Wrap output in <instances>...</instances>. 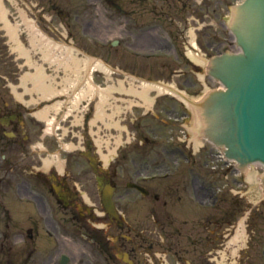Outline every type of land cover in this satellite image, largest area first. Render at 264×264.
<instances>
[{"label": "rangeland", "instance_id": "rangeland-1", "mask_svg": "<svg viewBox=\"0 0 264 264\" xmlns=\"http://www.w3.org/2000/svg\"><path fill=\"white\" fill-rule=\"evenodd\" d=\"M4 1L7 7V19L11 24L17 26L18 39L27 49V54H22L19 49L14 47L3 27L4 23L0 21V86L5 85L2 88L6 91L11 102L22 99L23 103L35 110V113L55 101L62 102L57 111L50 109L47 113L48 117L54 116L56 128L53 134L40 139L41 150L47 151L42 154V157H47L58 151L62 153L71 150L78 151L87 140L91 141L92 151L101 154L100 157L117 153V163L123 162L124 169L118 179L120 184L118 192L122 194L120 200L123 204L122 207L125 208L123 211L126 219L128 218L131 222L136 221L137 226L145 231H148V227L152 224L156 230L159 227L156 218L162 217L165 209L160 204L162 200L168 199L167 208L172 212L176 226L179 222H183L182 230L218 231L223 234L221 242H225V246L220 245L219 247V264H264V194L262 189L251 187L253 182H250L246 177L248 183L245 180V184L241 182L239 187L241 192L234 193L233 191L237 187L230 173L226 178L224 174L217 171L214 177L209 164H197L196 167L194 165V169L190 168V165L186 164L184 160L183 150L186 151V147H178L173 143L168 144L164 139L170 126L156 124L161 121L155 118L164 119L166 113L172 112V110L159 111L162 106L166 105L163 104L166 98L159 96L153 112L147 113L143 118L139 116L142 111L152 107L156 92L151 91V98H143L139 94L142 90L140 80L145 78L151 81H162L165 79L182 88L185 81L193 82L194 76L191 74L175 75L173 73L174 64L168 60L170 56L167 58L162 56L161 60L135 57L132 48L127 45L171 52L175 49V43L169 37L170 31L178 33L180 27L188 29L190 22L195 21L194 17L191 14L184 15L176 12L164 14L163 9L159 7L157 11L164 16L153 15L154 11L148 0H139L140 3L120 0L119 2L127 10L124 15L112 10L108 5H105L103 0H13L14 3L11 0ZM172 1L173 4H168L171 9L184 5V3L187 6L188 3L189 6L196 9L195 17L206 20L210 24L202 26L201 30L196 32L201 38L203 56L213 53L208 50L209 45H212L215 50L232 48V40L228 37L227 30L224 29L225 20L222 18L226 12V5L228 6L232 0H219V15H217L218 12L215 11L214 6L206 4L209 0H203L201 4L196 2L195 5H192V0H182V3L176 2V0ZM26 4L32 10H29ZM52 5L55 6V9L61 8V11L68 10L66 13L69 16L66 17L68 19L65 22L57 15L51 16L52 19L50 16H41L42 12L54 13L52 8H41ZM169 7L165 5L164 9L170 11ZM19 9L22 10L19 11ZM23 9L27 12V17L34 20L52 40L76 48L74 55L78 60V68L74 67L71 72L68 69L64 70L62 62L51 63L43 57V52L37 46L32 48L22 22ZM211 17L220 21L219 27H212ZM168 20H171L172 24ZM195 26L198 29V26ZM147 38H149L148 41ZM112 39L119 41L112 45ZM182 47L184 48L183 43ZM51 53L59 55L54 49ZM89 56L98 57L113 68V72L109 76L101 71H94L91 74L92 82L97 86L90 91L92 96L83 92L84 86H86L83 60ZM181 66L183 69H189L185 63ZM37 67L46 75V82L50 81L49 83L54 89L59 91V94L53 96L52 99L42 97L43 91L35 87L32 78ZM121 68H124L125 75L119 71ZM188 71L191 72L190 69ZM130 73L136 75L137 79L127 77ZM169 77L172 79L168 80ZM206 82L210 87L217 85L215 81L207 80ZM123 89L128 91H123ZM187 89L192 90L190 87ZM133 92L138 93L139 96L133 95ZM82 94L84 96L76 101L77 97ZM90 96L91 98H89ZM147 99H150L151 102ZM99 102L101 109L97 111ZM169 102L171 105L177 104L175 100L169 99ZM178 112L181 113L182 109L180 108ZM132 119L135 120L134 125L141 122L144 127L141 132L139 131L138 136L149 135L148 141L150 142L138 139L129 143L136 132V129L129 124ZM40 120L39 125L45 128V121ZM151 126L155 128L153 133L157 134L153 140L151 139L153 134L147 131V128ZM172 126L175 134L178 126L176 124H172ZM189 126L192 128L194 124L191 123ZM122 128H125L126 131ZM175 159L180 164L178 170L174 163ZM133 169L146 174H155L169 169L173 173L170 176L173 180L170 181L173 189L177 192V196L183 195L182 199L175 200L176 195L171 197L166 193L165 187L168 185L163 184L165 181L147 182L145 186L148 189L151 187L155 190L157 186L162 191L160 201L154 203L153 215L148 211L150 201L153 200L151 193L140 195L133 189L126 190L125 182L134 178ZM191 169L194 173L200 171L199 186L196 188V191L199 192L198 199H206V192L210 193L211 190H214L218 193L216 207L209 209V207H205L208 205L206 200L195 198V189L190 181ZM242 177H238L236 182L240 181L238 179H242ZM257 181L255 180V182ZM184 184L187 185L186 191L178 187ZM190 197L194 200V204L190 202ZM180 201H184V203H180ZM4 203L11 215V219L5 221L12 223L10 228L12 237L8 238L5 235L4 238H0V264H23V241L19 239L23 238V201L12 202L4 198ZM181 211L185 215H180ZM196 215L203 216V225L195 226ZM210 218L213 219L214 224L210 222ZM243 219L245 224L240 225L239 222ZM2 226L0 220V228ZM236 235L240 238L233 241L232 237ZM228 242L230 245H227ZM9 253L11 261L4 262V255Z\"/></svg>", "mask_w": 264, "mask_h": 264}, {"label": "flooded vegetation", "instance_id": "flooded-vegetation-1", "mask_svg": "<svg viewBox=\"0 0 264 264\" xmlns=\"http://www.w3.org/2000/svg\"><path fill=\"white\" fill-rule=\"evenodd\" d=\"M150 1L154 12L158 10L159 5L173 4L172 0ZM176 2L182 3V0ZM1 103L3 108H0V137H4V142L0 149L5 151L12 148V142L6 139V125H11L19 133H23V130L17 120L10 118L11 111L7 102L1 100ZM15 143L22 145L21 140H16ZM74 165L64 168L63 173L53 168H50L44 177L43 174L36 173L33 184L23 182V195L34 200L29 206L23 205V264H48L51 252L54 255L57 247L64 248L71 257L69 261L76 260L78 264H89L92 251L93 264H213V259L208 257L210 252L205 247L211 238L203 237L213 233L132 232V227H128L126 232L108 231L113 221L103 229L95 228L89 219L94 214L92 207L89 209L91 204L89 206L88 200L71 183L73 178L79 180L80 175H85L79 162ZM0 169L5 171L0 181H5L7 176L12 180L11 166ZM41 169L33 167L32 171ZM95 172L99 180L109 176V172L101 168H96ZM90 197L87 196L89 199ZM106 218L109 219L108 216ZM116 225L120 229L124 228V224L119 222H116ZM45 233L56 236L60 241L53 247H42ZM156 240L158 242H155ZM155 243H159L164 256L161 257L155 252ZM211 243L214 244L212 241ZM40 256L45 257L39 260ZM54 263L60 264L55 259Z\"/></svg>", "mask_w": 264, "mask_h": 264}, {"label": "water", "instance_id": "water-1", "mask_svg": "<svg viewBox=\"0 0 264 264\" xmlns=\"http://www.w3.org/2000/svg\"><path fill=\"white\" fill-rule=\"evenodd\" d=\"M229 27L241 52H226L210 61L208 72L225 89H212L197 103L202 132L225 145L226 154L240 166L264 163V0L236 5Z\"/></svg>", "mask_w": 264, "mask_h": 264}, {"label": "bare ground", "instance_id": "bare-ground-1", "mask_svg": "<svg viewBox=\"0 0 264 264\" xmlns=\"http://www.w3.org/2000/svg\"><path fill=\"white\" fill-rule=\"evenodd\" d=\"M2 8H3V5L0 0V21L4 23L3 27L6 30V34L9 36L10 40L13 42L14 47L19 49L22 54L26 55L27 49L24 48V46L21 44V42L18 39L19 30L17 26L11 24L8 21L6 17V12ZM34 22L35 21L27 20L25 16L23 15V23L25 24L24 30L28 33L29 42L32 48L33 46H37L41 50V52H43V57L51 63L55 61L62 62L64 65V70L68 69V71L71 72L73 71L74 67L78 68L79 65H78V60L75 59L74 48L69 47V46L63 47V44H60L59 42L52 40L42 30L37 28ZM53 49L54 51H57V49L61 51L60 58L59 56L57 57V55H55L54 53H51ZM188 53L190 54V56L196 59L200 58L199 60L204 61V59H201V56H199V54H197L193 49H190ZM59 59H62V60H59ZM83 61H84V68H85L83 75H84V81L86 83V86H84L85 89L83 92L89 93V90H91L94 87H97L91 80V72L99 69L107 73V76H109L113 72V69L106 62H104L103 60L99 58H89L88 57L87 59ZM46 79L47 77L44 74V72L40 68L37 67L35 74L33 75L34 84L37 88L43 91L42 96L49 97V96L56 94L57 90H55L52 84L49 83L50 81L46 82ZM140 83H141L140 84L141 88L150 89L154 87V85H151L147 83L146 81H141ZM155 87L160 92L167 91L165 90L167 88L166 85L162 83L155 85ZM203 92H205V90ZM101 95L103 96L104 94H101ZM176 95H178L181 99H183V101L188 103V105L191 106V108L193 109V112L195 115V122H194L195 128L193 130V133L196 135L197 133H199L198 131H199V126L201 123H200V120L196 116L197 109L194 106V103H193L194 100L178 91H176ZM82 96H84V94L79 95L76 101H79ZM91 96L89 98H91ZM201 96L202 94L195 99H199ZM60 103H61L60 101H57L50 105H47L44 109L38 112V116L41 118H45L47 115V112L50 109L58 110L60 107ZM100 107H101V103L99 102L97 104V111L101 109ZM46 120H47V126L45 128V132L52 133L54 130V116H52L51 118L46 117ZM194 139H195L194 141L195 145L198 146L200 144V140H197V138H194ZM104 157L106 158L107 155H105ZM254 166L255 165H250L248 168L243 170V171H246L249 179H254L258 175L256 170H252ZM262 193L264 194V187L262 188ZM239 224L240 225L245 224L244 219L240 220ZM238 238H240V236L236 235L232 239L235 240Z\"/></svg>", "mask_w": 264, "mask_h": 264}]
</instances>
